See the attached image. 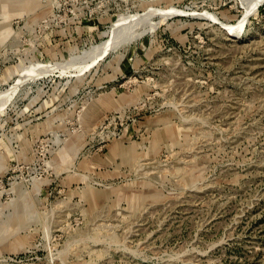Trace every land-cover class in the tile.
<instances>
[{
    "label": "rangeland",
    "instance_id": "rangeland-1",
    "mask_svg": "<svg viewBox=\"0 0 264 264\" xmlns=\"http://www.w3.org/2000/svg\"><path fill=\"white\" fill-rule=\"evenodd\" d=\"M244 9L0 0V264H264V0Z\"/></svg>",
    "mask_w": 264,
    "mask_h": 264
},
{
    "label": "bare ground",
    "instance_id": "bare-ground-1",
    "mask_svg": "<svg viewBox=\"0 0 264 264\" xmlns=\"http://www.w3.org/2000/svg\"><path fill=\"white\" fill-rule=\"evenodd\" d=\"M244 2H245V9H244V12H243V15H242V18L240 19V21L238 22V24H239V26L241 27L242 26V23L247 19V17L256 9V7H257V5L260 3V1L261 0H243ZM148 12V11H147ZM146 15H147V18H148V13H146ZM131 16V15H130ZM125 17V18H123L122 19V21L121 22H119V23H116V24H114L113 26H112V28H111V34H110V36H109V38H107L105 41H103V42H101V43H98L97 45H95V46H93L92 48H90V49H88L87 51L85 50V52H83L85 55H87V56H89V57H92V55H94V53H96L97 51H101V53H102V50L104 51V50H107V49H109V48H113V47H115V45H117V43L120 41L121 42V40L126 36V38L128 39V37L130 36L131 37V35L132 34H128V33H131V32H133V29L135 30V27H133L134 25L133 24H135V21H138V19L142 16V17H144L145 16V14L144 15H141L140 17L138 16V15H134V17H139V18H134V17ZM141 17V19H143ZM143 20H148V19H146V18H144ZM139 21H141L140 19H139ZM142 22V21H141ZM144 22V21H143ZM142 22V23H143ZM148 23V22H147ZM245 23V22H244ZM140 24V23H139ZM137 25H138V23H137ZM151 25V24H150ZM226 25V24H225ZM224 25V26H225ZM230 25V24H229ZM237 25V24H236ZM143 26V25H142ZM226 28H228V30L230 31V32H236L235 31V26L234 27H227L226 26ZM236 28H238V27H236ZM241 29V28H240ZM239 29V30H240ZM227 30V29H226ZM238 32V31H237ZM236 32V33H237ZM235 34V33H234ZM125 38V39H126ZM124 41V40H123ZM119 42V43H120ZM118 43V44H119ZM84 54H82V55H84ZM98 55L100 54V53H97ZM98 55H95V56H98ZM94 56V58H91V59H95L96 57ZM77 56H75V58L74 57H72L71 59L72 60H76V59H78L79 60V56H78V58H76ZM82 57V56H81ZM85 58V56L82 58V60ZM71 59H69V60H71ZM87 60V59H86ZM92 61V60H91ZM68 62V61H67ZM77 62V61H76ZM64 64L66 63V61L65 62H63ZM69 63H70V61H69ZM69 63H66V64H68L69 65ZM61 64V63H60ZM63 64V65H64ZM71 64V63H70ZM83 64V63H82ZM62 65V66H63ZM41 66H43V65H41ZM40 66V67H41ZM58 66L60 67V65L58 64ZM66 67H68L67 65H65ZM71 66H73V63H72V65ZM35 67V66H34ZM53 67V66H52ZM56 67V66H55ZM32 68V67H31ZM63 68V67H62ZM35 69V68H34ZM36 72V71H35ZM32 77V76H31ZM8 90V89H7ZM8 91H10V90H8ZM9 93V92H8ZM2 93L0 92V95H1ZM6 94V93H5ZM3 96V95H2ZM1 96V97H2ZM1 103H2V101H0Z\"/></svg>",
    "mask_w": 264,
    "mask_h": 264
}]
</instances>
